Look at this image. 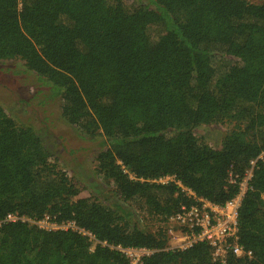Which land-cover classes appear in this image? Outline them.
<instances>
[{"label": "trees", "instance_id": "16d2710c", "mask_svg": "<svg viewBox=\"0 0 264 264\" xmlns=\"http://www.w3.org/2000/svg\"><path fill=\"white\" fill-rule=\"evenodd\" d=\"M20 58L62 97L67 119L93 117L107 141L100 169L119 197L105 205L68 181L32 127L0 106V219L10 212L75 219L100 241L164 249L163 231L129 220L122 201L143 214L171 215L198 195L225 203L264 152V3L249 0H0V60ZM220 117L245 120L220 148L195 129ZM137 178L131 180L124 168ZM240 209V243L264 264V161ZM0 264H131L118 250L74 231L26 223L0 226ZM143 264H218L207 243L159 250Z\"/></svg>", "mask_w": 264, "mask_h": 264}, {"label": "rangeland", "instance_id": "374dc122", "mask_svg": "<svg viewBox=\"0 0 264 264\" xmlns=\"http://www.w3.org/2000/svg\"><path fill=\"white\" fill-rule=\"evenodd\" d=\"M138 1L148 3V0ZM249 1L264 3V0ZM61 104L62 97L28 69L25 60H0V106L18 125L38 132L50 151V162L66 172L71 185L89 192L105 205H115L119 197L114 191V181L99 166V155L107 148L105 135L93 117L65 118ZM245 123V120L229 121L220 117L197 126L195 132L211 147L220 148L225 136ZM121 202L130 211L132 224L145 231L160 228L159 220L143 214L139 198Z\"/></svg>", "mask_w": 264, "mask_h": 264}, {"label": "built area", "instance_id": "2783aa9c", "mask_svg": "<svg viewBox=\"0 0 264 264\" xmlns=\"http://www.w3.org/2000/svg\"><path fill=\"white\" fill-rule=\"evenodd\" d=\"M264 161V152L250 161L249 167L241 177L234 170H229L228 182L237 184L238 191L225 203H217L204 196L198 195L193 189L186 186L176 174H167L153 179V182L176 184L185 196L192 202L183 204L181 208L171 215H160L153 217L160 221L161 226L156 233L163 231L167 237V245L164 249L149 247L115 245L100 241L90 230L80 226L75 219H57L56 215L49 212L42 216H30L19 212H10L0 219V226L4 223H26L44 230L74 231L86 236L89 241L98 242L104 247L118 250L129 260L131 264H143L145 258L153 255L159 250H185L198 243H207L211 247V255L218 264H227L230 255L238 258H253L251 250H246L240 243V209L242 202L251 189V180L254 169L259 161ZM125 173L131 180L144 181L137 178L136 174L128 168ZM150 217V216H149Z\"/></svg>", "mask_w": 264, "mask_h": 264}]
</instances>
